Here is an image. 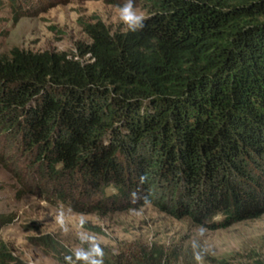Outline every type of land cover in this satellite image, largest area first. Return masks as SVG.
Masks as SVG:
<instances>
[{
    "label": "trees",
    "instance_id": "1",
    "mask_svg": "<svg viewBox=\"0 0 264 264\" xmlns=\"http://www.w3.org/2000/svg\"><path fill=\"white\" fill-rule=\"evenodd\" d=\"M4 1L15 22L34 13ZM143 1V29L85 23L79 54H0V141L81 214L151 204L210 231L260 219L264 0ZM131 252L165 264L161 247Z\"/></svg>",
    "mask_w": 264,
    "mask_h": 264
},
{
    "label": "rangeland",
    "instance_id": "2",
    "mask_svg": "<svg viewBox=\"0 0 264 264\" xmlns=\"http://www.w3.org/2000/svg\"><path fill=\"white\" fill-rule=\"evenodd\" d=\"M124 3L34 0L33 15L15 22L13 5L4 1L0 3V54L14 46L79 54L80 46L90 44L83 31L85 23L102 22L112 33L128 30L118 15ZM133 3L145 17L149 15L143 0ZM28 166L14 147L0 141V254L10 256L4 264H73L80 238L91 234L102 241L104 264L120 256L138 264L131 251L141 245L161 247L165 264H196L193 253L200 248L207 250L205 264L264 262V216L210 231L188 219L169 217L151 204L81 214L52 195L49 183L40 180L41 174H32ZM57 216L63 218V227Z\"/></svg>",
    "mask_w": 264,
    "mask_h": 264
},
{
    "label": "clouds",
    "instance_id": "3",
    "mask_svg": "<svg viewBox=\"0 0 264 264\" xmlns=\"http://www.w3.org/2000/svg\"><path fill=\"white\" fill-rule=\"evenodd\" d=\"M118 15L120 21L132 32L141 30L145 26L146 17L142 11L134 6L133 0H126V3L119 7ZM142 179L144 178L142 177ZM56 219L63 227V218L57 216ZM80 242V246L77 247L74 253L76 261L73 264H76V262H79V264H104L105 252L101 247L102 241L96 235L83 236L80 238ZM84 245H87V247H84ZM206 252L207 250L203 248H200L199 251H194L196 264H205L204 256Z\"/></svg>",
    "mask_w": 264,
    "mask_h": 264
}]
</instances>
